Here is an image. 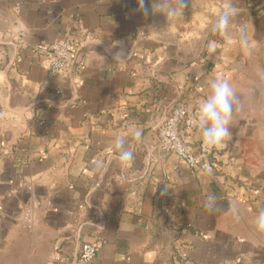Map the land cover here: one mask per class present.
<instances>
[{
  "label": "crops",
  "instance_id": "obj_1",
  "mask_svg": "<svg viewBox=\"0 0 264 264\" xmlns=\"http://www.w3.org/2000/svg\"><path fill=\"white\" fill-rule=\"evenodd\" d=\"M229 2L231 31H247L252 55L210 31ZM70 36L83 45L49 73L42 47ZM0 52V264H73L96 231L92 264H264V0H187L171 20L136 0H0ZM217 76L238 97L231 140L208 149L196 126L184 132L214 160L208 174L170 154L158 131L178 101L195 117Z\"/></svg>",
  "mask_w": 264,
  "mask_h": 264
},
{
  "label": "clouds",
  "instance_id": "obj_2",
  "mask_svg": "<svg viewBox=\"0 0 264 264\" xmlns=\"http://www.w3.org/2000/svg\"><path fill=\"white\" fill-rule=\"evenodd\" d=\"M137 8L145 16L149 12L160 13L166 20L180 19L183 17L187 0H152L151 9L145 7L146 0H136ZM238 9L229 2L216 14L215 20L210 23V31L218 33L224 37L226 46L231 48L238 46L247 55H252L254 48L246 30L241 29L238 34L233 35L231 28ZM209 54L217 50V42L209 41L207 44ZM123 52L115 54V60H122ZM100 64L103 66L104 58L100 56ZM208 95L203 99L195 112L194 123L199 131L203 145L208 148H224L231 140L232 133L230 125L232 121L234 105L238 102V97L228 79L223 77H212L207 80ZM171 127H175V121L171 122ZM126 136L134 140L141 141L143 129L135 125H130ZM125 135H116L112 142V147L117 153L120 164L127 168L131 167L134 161L133 151L127 147ZM97 167H102L98 163ZM211 174V169L207 170ZM204 207L209 213L219 210L216 197L212 194L207 196ZM233 214H237L235 205H232ZM238 218V216H237ZM255 225L259 231H264V207L258 210L255 217Z\"/></svg>",
  "mask_w": 264,
  "mask_h": 264
},
{
  "label": "built area",
  "instance_id": "obj_3",
  "mask_svg": "<svg viewBox=\"0 0 264 264\" xmlns=\"http://www.w3.org/2000/svg\"><path fill=\"white\" fill-rule=\"evenodd\" d=\"M82 45V41L76 39L75 36H70L42 47L46 70L52 74L64 71L69 56L74 55ZM2 59L3 56L0 52V64ZM194 118L184 101H178L171 107L169 114L159 128L158 135L163 147L170 154L175 155L191 168L206 170L215 167V162L210 161L209 156L205 155L206 158H204L203 154L195 152V149L185 141L184 137V132L191 131L195 127ZM172 121H175L174 128L171 127ZM93 236L92 241H85L80 245L73 264H92L95 261L102 242L97 231L93 232Z\"/></svg>",
  "mask_w": 264,
  "mask_h": 264
},
{
  "label": "trees",
  "instance_id": "obj_4",
  "mask_svg": "<svg viewBox=\"0 0 264 264\" xmlns=\"http://www.w3.org/2000/svg\"><path fill=\"white\" fill-rule=\"evenodd\" d=\"M209 158H210V159H209L210 161L214 162V160H213L210 156H209Z\"/></svg>",
  "mask_w": 264,
  "mask_h": 264
}]
</instances>
